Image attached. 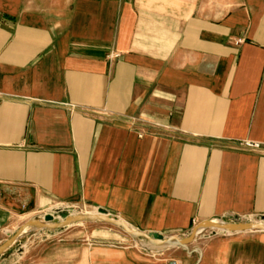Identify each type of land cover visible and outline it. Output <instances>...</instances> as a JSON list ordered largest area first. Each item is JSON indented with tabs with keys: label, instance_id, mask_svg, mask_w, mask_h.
Returning a JSON list of instances; mask_svg holds the SVG:
<instances>
[{
	"label": "crops",
	"instance_id": "obj_1",
	"mask_svg": "<svg viewBox=\"0 0 264 264\" xmlns=\"http://www.w3.org/2000/svg\"><path fill=\"white\" fill-rule=\"evenodd\" d=\"M60 203L165 237L264 218V0H0V244ZM209 233L41 230L0 264H264V231Z\"/></svg>",
	"mask_w": 264,
	"mask_h": 264
},
{
	"label": "water",
	"instance_id": "obj_2",
	"mask_svg": "<svg viewBox=\"0 0 264 264\" xmlns=\"http://www.w3.org/2000/svg\"><path fill=\"white\" fill-rule=\"evenodd\" d=\"M60 220L54 218L50 213H46L41 220L30 219L24 222L12 235L0 244V255L8 250L28 228L40 230H61L66 226L87 221H100L109 225L121 228L130 237L136 240L143 248L152 250L169 249L175 247L187 248L197 235L208 228L222 230L226 232L242 231H264V218L260 221H241L238 218L232 221L225 220H204L194 225L188 235L183 237H165L159 233H145L129 226L125 221L113 217L105 209L99 207L96 212L70 215L66 211L59 210Z\"/></svg>",
	"mask_w": 264,
	"mask_h": 264
},
{
	"label": "rangeland",
	"instance_id": "obj_3",
	"mask_svg": "<svg viewBox=\"0 0 264 264\" xmlns=\"http://www.w3.org/2000/svg\"><path fill=\"white\" fill-rule=\"evenodd\" d=\"M58 209H50L49 211H46V213H50L54 216V218L60 220L61 217L59 216L58 214ZM67 213H69L70 215H75V214H85V213H93V212H96V209L95 210H90V209H87V208H83V207H74V206H71L67 209L66 211ZM44 214L43 213H39L37 216H35L34 218L32 219H39L41 220L43 217ZM252 218V217H250ZM26 218L25 217H21L19 218L18 220H13L12 221V229H8L10 231V233H4L3 234V237L4 239L6 240L10 235H12L15 230L21 225L23 224L25 221ZM240 220V218H239ZM241 221H245V220H241ZM251 221H260V219H251ZM99 226H105V227H109V228H114V229H117L118 231L122 232L124 235H126L128 237L129 240H131L132 242L134 241L136 245L142 247L136 240H134L132 237H130L127 233H125L121 228L119 227H116V226H113V225H109V224H106V223H103V222H100V221H87V222H82V223H78V224H73V225H70V226H66L64 228H62V231L64 232H67V233H73V232H78L80 230H83V229H87V228H93V227H99ZM205 230H208L210 233L209 235L212 236V235H217V234H224V233H227L226 231H221V230H217V229H211V228H208V229H205ZM203 230V231H205ZM38 231H41L40 229H34V228H28L27 229V233L25 234L26 236H32L33 234L37 233ZM203 231H201L200 233H202ZM55 238H52L50 240H54ZM49 240V241H50ZM143 248V247H142ZM145 249V248H144ZM146 250H152V249H146Z\"/></svg>",
	"mask_w": 264,
	"mask_h": 264
},
{
	"label": "built area",
	"instance_id": "obj_4",
	"mask_svg": "<svg viewBox=\"0 0 264 264\" xmlns=\"http://www.w3.org/2000/svg\"><path fill=\"white\" fill-rule=\"evenodd\" d=\"M244 145L247 147V148H250V149H256L258 148L259 144L258 143H251V142H245ZM70 207L69 204H66V203H60L56 206V209L58 210H62V211H67V209ZM252 218L250 217H244V218H241L240 220H245V221H251ZM222 231V230H221Z\"/></svg>",
	"mask_w": 264,
	"mask_h": 264
}]
</instances>
